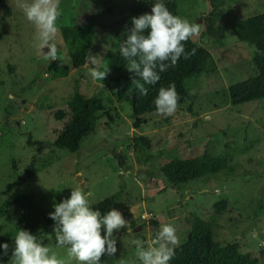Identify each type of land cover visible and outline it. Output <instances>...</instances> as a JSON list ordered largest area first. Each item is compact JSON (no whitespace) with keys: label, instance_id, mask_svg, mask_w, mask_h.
I'll use <instances>...</instances> for the list:
<instances>
[{"label":"rangeland","instance_id":"rangeland-1","mask_svg":"<svg viewBox=\"0 0 264 264\" xmlns=\"http://www.w3.org/2000/svg\"><path fill=\"white\" fill-rule=\"evenodd\" d=\"M76 1L59 0L62 15L58 20ZM135 1H104L90 49L98 61L95 67L101 71L116 32L114 23ZM216 3L220 16L214 26L215 36L202 37L200 33L191 38L211 55L209 74L188 83L194 96L191 110L188 105L179 106L173 115L147 119L137 129L126 117L127 105L117 103L106 88L107 82L124 71L110 72L101 82L89 75L93 65L88 60L80 68L70 67L59 31L51 42L69 66L68 73L36 88L35 66L49 62L42 54L47 49H41L38 30L17 6L18 0H6L9 13L0 7V245H9L7 255L0 248V264H9L19 229L46 236L43 244L59 259L78 264L66 248L56 246V236L51 237L48 224L38 220L40 214L49 218L53 205L69 198L71 190L77 188L92 194L90 205L118 194L116 210L128 207L133 214V223L114 232L117 252L105 254L102 264H141L133 242L140 240L145 248L153 246L156 231L164 224L177 229L176 249L188 236L191 213L206 219L213 206L221 205L241 211L243 217L217 230L214 240L220 245L237 243L241 253L260 250L259 264H264V98L237 106L228 101V87L254 73L253 47L238 41L229 23L264 13V0ZM208 10L207 0H196L191 10L180 9V17L202 24ZM214 70L220 76L219 84ZM76 91L100 98L108 115L96 121L79 150L71 153L56 148L53 141L66 120L67 102ZM135 135L145 137L150 149L136 147ZM114 153L122 156L123 166ZM203 153L221 157L229 170L204 181L174 189L166 186L160 194H149L159 188L150 177L160 165ZM4 202L8 204L2 208Z\"/></svg>","mask_w":264,"mask_h":264},{"label":"trees","instance_id":"trees-1","mask_svg":"<svg viewBox=\"0 0 264 264\" xmlns=\"http://www.w3.org/2000/svg\"><path fill=\"white\" fill-rule=\"evenodd\" d=\"M105 0H77L70 7L66 16L58 20L59 32L66 45V56L69 66L80 68L87 61L90 54L94 34L101 15ZM196 0H162L173 15L180 16V9H192ZM157 0H136L126 7L121 16L115 21L117 26L114 37L106 53V61L102 71L109 68L110 72L124 71L122 74L106 83L108 93L117 103H125L128 107L127 119L134 129L139 128L147 119L159 116L156 111L154 99L161 87L167 88L175 84L180 96L179 106L191 103L194 96L190 94V81L203 77L208 73L207 65L211 55L209 51L196 44L190 38L185 43L188 52L196 49V54L189 59L181 57L176 66L169 67L167 71L159 73L160 80L155 85L145 84L147 94L141 92L131 83L133 73L127 71L126 61L120 54V45L126 41L130 30L133 28L132 19L145 13H151V8ZM209 10L203 17L201 31L202 37H214L217 30L214 28L218 20L216 0H207ZM0 7L9 13L6 0H0ZM111 10H108L110 12ZM234 30L238 41L247 43L253 47L252 67L253 75L228 87V101L231 106L256 101L264 98V13L249 15L245 19H238L229 23ZM1 38V36H0ZM68 65L62 59L49 61L47 64L39 62L35 66L36 88H43L51 78H62L68 73ZM49 74L44 76V74ZM216 84L221 83L220 76L214 70ZM139 79V77H135ZM143 83V81H141ZM67 117L62 129L56 135L53 145L58 149L75 153L80 148L82 139L93 131L96 121L108 115L105 103L95 96H84L74 92L67 102ZM178 106V107H179ZM9 123H13L9 121ZM135 146L150 149L149 141L141 136H134ZM120 166L124 165L119 153L113 154ZM151 156L148 155V158ZM229 168L219 156L203 153L188 159H171L158 168L156 174L150 177L151 183L158 184L149 194L157 195L165 191V187L178 188L180 185L195 181H204L208 177H215L228 171ZM118 194H112L93 203L94 210L106 214L116 209L115 203ZM4 202L2 208H5ZM120 212L127 222L133 223V214L128 207H123ZM2 213L4 211L2 210ZM243 217L241 211L226 205L213 206L206 219L191 213V227L185 242L174 249V255L169 264H259L262 251H249L241 253L237 243L220 245L213 238L214 233L239 222ZM38 220L48 224L47 230L54 237L52 229L53 221L44 214L38 216ZM105 258L102 256L101 264Z\"/></svg>","mask_w":264,"mask_h":264},{"label":"clouds","instance_id":"clouds-1","mask_svg":"<svg viewBox=\"0 0 264 264\" xmlns=\"http://www.w3.org/2000/svg\"><path fill=\"white\" fill-rule=\"evenodd\" d=\"M17 6L22 9L26 19L38 30L41 49L46 61L63 59L55 43L59 31L58 18L62 15L59 0H18ZM133 28L126 41L120 45V54L126 61V69L133 73L131 83L141 92L147 94L145 84L155 85L160 74L169 67L176 66L181 57L189 59L196 54V49L188 52L185 43L194 36H199L203 25L190 23L187 19L173 15L162 0H157L151 13H145L132 19ZM93 65L89 75L94 81H103L109 74V68L101 71L95 65L96 57H87ZM135 77H139L136 79ZM143 81V83H141ZM104 87L103 83L101 84ZM180 96L175 84L161 87L154 99L159 115L171 116L179 106ZM92 194H85L82 189L71 190L69 198L54 204V211L49 218L55 222L54 233L56 246L66 248L68 254L78 264H101L105 254L113 256L117 252L114 232L126 228L128 222L116 209L102 214L94 210L89 202ZM102 230L104 234L102 235ZM153 246L143 247V242L136 240L137 257L141 264H169L174 255V247L179 243L177 229L172 224H164L158 229ZM45 237H37L27 230H16L15 247L12 250L9 264H65L55 252L43 244ZM3 254L7 255L9 245H0Z\"/></svg>","mask_w":264,"mask_h":264}]
</instances>
